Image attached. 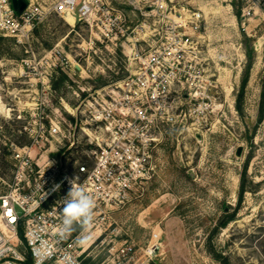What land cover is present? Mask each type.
I'll list each match as a JSON object with an SVG mask.
<instances>
[{
  "label": "rangeland",
  "instance_id": "rangeland-1",
  "mask_svg": "<svg viewBox=\"0 0 264 264\" xmlns=\"http://www.w3.org/2000/svg\"><path fill=\"white\" fill-rule=\"evenodd\" d=\"M10 2L18 10L49 0ZM174 2L203 13L198 34L213 83L211 108L165 129L154 153L156 173L112 213L103 236L83 242L89 251L84 262L100 264L124 240L143 248L157 233L158 248L150 260L142 257L144 264H264V0ZM112 5L125 16L126 35L117 40L85 23L71 27L54 13L34 26L30 47L0 34V194L12 177L10 143L28 142L21 132L26 121L48 124L56 117L64 127L76 125L73 159L86 146L80 126L92 97L136 67L129 51L142 43L141 26L152 25V18L126 0ZM247 51L251 67L242 87ZM98 234L91 227L81 239Z\"/></svg>",
  "mask_w": 264,
  "mask_h": 264
},
{
  "label": "built area",
  "instance_id": "built-area-1",
  "mask_svg": "<svg viewBox=\"0 0 264 264\" xmlns=\"http://www.w3.org/2000/svg\"><path fill=\"white\" fill-rule=\"evenodd\" d=\"M112 1L49 0L18 12L10 0H0V34L30 47L34 26L54 13L72 17L71 27L85 23L117 40L126 35L125 16ZM126 1L152 18V25L141 26L144 39L129 51V62L136 67L89 102L88 120L80 126L86 145L82 154L71 159L80 142L76 125L64 127L56 117L48 124L26 121L21 132L28 142L9 145L12 177L0 194V264H23L28 257L37 264L40 253L46 257L43 264H84L75 242L81 227L60 234L70 181L93 198L91 227L103 236L114 222L112 213L140 195L156 173L154 153L165 129L183 124L186 114L193 117L211 108L207 91L213 83L205 75L198 34L202 11L174 0ZM40 68L35 67L39 74ZM157 240L152 233L143 248L124 240L108 252L113 264H133L138 250L150 260Z\"/></svg>",
  "mask_w": 264,
  "mask_h": 264
},
{
  "label": "clouds",
  "instance_id": "clouds-1",
  "mask_svg": "<svg viewBox=\"0 0 264 264\" xmlns=\"http://www.w3.org/2000/svg\"><path fill=\"white\" fill-rule=\"evenodd\" d=\"M70 183L71 188L68 191L66 197L63 199L62 203L61 236L71 233L74 226L77 224L84 232H87L90 230L93 223L95 208V202L93 198L87 194L84 188L76 186L75 181H70ZM58 188L59 185H56L53 190ZM46 195L47 193L44 192L42 198H44ZM45 258V254L40 253L37 256V264H43V260Z\"/></svg>",
  "mask_w": 264,
  "mask_h": 264
},
{
  "label": "crops",
  "instance_id": "crops-1",
  "mask_svg": "<svg viewBox=\"0 0 264 264\" xmlns=\"http://www.w3.org/2000/svg\"><path fill=\"white\" fill-rule=\"evenodd\" d=\"M82 234H83V231L80 233V235L75 239V242H76V244H77V246H78V248H79V251H80V253H81V258H82V260H83V263L85 264V262H84V260L87 258V256L89 255V251H87L88 250V244H90V242H93V240H96L97 238H99L98 237V235H92V236H94V237H90V236H86V237H84L83 239H81V237H82ZM81 241H85V242H87V246H84L83 245V242H81ZM140 250H138L137 251V253H136V255H135V258H134V262H133V264H144V261L143 260H141L142 259V256H138V252H139ZM141 252V251H140ZM109 253V252H108ZM49 264H51V263H49ZM100 264H113V260L111 259V257L110 256H108V258H106V260H103V262H101Z\"/></svg>",
  "mask_w": 264,
  "mask_h": 264
},
{
  "label": "trees",
  "instance_id": "trees-1",
  "mask_svg": "<svg viewBox=\"0 0 264 264\" xmlns=\"http://www.w3.org/2000/svg\"><path fill=\"white\" fill-rule=\"evenodd\" d=\"M236 16L238 17V13H236ZM246 55H247V57L249 58V62H248L247 65H246L245 75H244V78H243V80H242V87L245 85V83H246V81H247L248 72H249V69H250V67H251L250 51H247V52H246ZM23 264H31V260H30V258L28 257V258L26 259V261H25Z\"/></svg>",
  "mask_w": 264,
  "mask_h": 264
},
{
  "label": "bare ground",
  "instance_id": "bare-ground-1",
  "mask_svg": "<svg viewBox=\"0 0 264 264\" xmlns=\"http://www.w3.org/2000/svg\"><path fill=\"white\" fill-rule=\"evenodd\" d=\"M65 19H66V20L68 21V23H70L71 25H72V23H74L73 18L70 17V16L65 17ZM2 108H3V107H2Z\"/></svg>",
  "mask_w": 264,
  "mask_h": 264
},
{
  "label": "water",
  "instance_id": "water-1",
  "mask_svg": "<svg viewBox=\"0 0 264 264\" xmlns=\"http://www.w3.org/2000/svg\"><path fill=\"white\" fill-rule=\"evenodd\" d=\"M14 8H15V6H14ZM22 10H23V7L22 8H19L17 11L19 12V11H22ZM77 68H78V66H77Z\"/></svg>",
  "mask_w": 264,
  "mask_h": 264
}]
</instances>
